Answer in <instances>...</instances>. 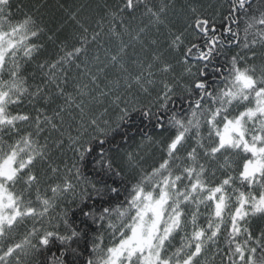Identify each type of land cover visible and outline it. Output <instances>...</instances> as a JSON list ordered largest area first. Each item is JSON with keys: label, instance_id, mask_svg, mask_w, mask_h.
Returning <instances> with one entry per match:
<instances>
[{"label": "snow or ice", "instance_id": "1", "mask_svg": "<svg viewBox=\"0 0 264 264\" xmlns=\"http://www.w3.org/2000/svg\"><path fill=\"white\" fill-rule=\"evenodd\" d=\"M0 264H264V0H0Z\"/></svg>", "mask_w": 264, "mask_h": 264}, {"label": "trees", "instance_id": "2", "mask_svg": "<svg viewBox=\"0 0 264 264\" xmlns=\"http://www.w3.org/2000/svg\"><path fill=\"white\" fill-rule=\"evenodd\" d=\"M47 2L51 5V4H56L58 2V0H47ZM59 2H63V3H76V4H79V3H91L93 2V0H59ZM59 15V14H57Z\"/></svg>", "mask_w": 264, "mask_h": 264}]
</instances>
